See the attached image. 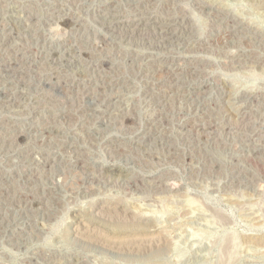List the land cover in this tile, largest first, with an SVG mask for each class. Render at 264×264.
<instances>
[{
	"label": "rangeland",
	"instance_id": "374dc122",
	"mask_svg": "<svg viewBox=\"0 0 264 264\" xmlns=\"http://www.w3.org/2000/svg\"><path fill=\"white\" fill-rule=\"evenodd\" d=\"M0 264H264V0H0Z\"/></svg>",
	"mask_w": 264,
	"mask_h": 264
},
{
	"label": "bare ground",
	"instance_id": "6f19581e",
	"mask_svg": "<svg viewBox=\"0 0 264 264\" xmlns=\"http://www.w3.org/2000/svg\"><path fill=\"white\" fill-rule=\"evenodd\" d=\"M70 23V22H69ZM171 30V29H170ZM161 35V34H160Z\"/></svg>",
	"mask_w": 264,
	"mask_h": 264
}]
</instances>
